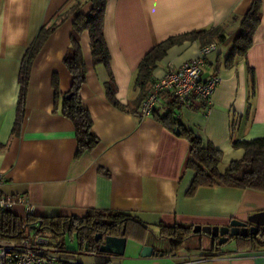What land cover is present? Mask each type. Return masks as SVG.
<instances>
[{"label": "crops", "instance_id": "0c3cea01", "mask_svg": "<svg viewBox=\"0 0 264 264\" xmlns=\"http://www.w3.org/2000/svg\"><path fill=\"white\" fill-rule=\"evenodd\" d=\"M253 0H107L105 39L111 54L116 98L130 111L119 109L107 97L109 75L91 51L88 31L79 36L87 66L81 89L84 107L93 119L99 144L81 157L73 123L56 110L53 77L59 91L69 92L73 79L64 65L71 45L70 15L47 39L29 76L22 119L17 130L22 62L40 29L62 13L79 6L88 15L89 0H0V197L17 203L11 212L29 217H85L91 210L123 213L140 220L154 233L143 240L127 238L123 256L92 252L80 246L70 253L81 264H264V248L241 249L233 241L220 248L207 236L194 235L176 255L159 238V226L226 227L233 219L247 222L264 211V193L223 186L188 192L195 172L187 168L190 144L155 117L142 118L139 107L146 92L134 87L145 55L170 37L191 31L227 27L233 36ZM203 41H185L171 47L153 73L160 79L169 63L181 66L198 57ZM229 47L209 60L205 76L218 74L222 83L210 112L204 103L181 107L182 125L223 153L219 170L244 156L234 141L264 139V0L262 19L245 59L225 67ZM220 60V61H219ZM220 64V65H218ZM255 73V96L250 98ZM158 244H162L161 247ZM145 246L154 248L141 256ZM61 247L67 250L66 244Z\"/></svg>", "mask_w": 264, "mask_h": 264}, {"label": "trees", "instance_id": "16d2710c", "mask_svg": "<svg viewBox=\"0 0 264 264\" xmlns=\"http://www.w3.org/2000/svg\"><path fill=\"white\" fill-rule=\"evenodd\" d=\"M92 9L88 15L79 13V6L73 7L66 13L59 14L54 21L42 27L36 40L29 47L22 62L20 71L21 94L18 108L15 130L19 127L24 110L28 81L33 62L44 46L50 35L72 14L76 13L73 21V35L71 45L64 57V65L70 72L73 83L65 95L59 91V79L53 77L55 90L56 110L61 103L62 115L68 118L75 127L77 140V158L86 152H91L99 144L98 137L93 132V119L90 112L84 107L81 98V89L87 80V66L85 64L83 49L79 42V36L88 31L92 55L98 64L105 67L109 82L105 83L107 97L111 104L119 109L130 111L116 98L114 77L111 69V54L105 39V15L107 0H89ZM263 0H253L249 11L241 18L233 17L231 23H239L237 32L227 36V27H216L199 31H191L182 35L170 37L150 50L142 59L134 87L143 93L155 82L154 71L159 63L165 58L168 50L182 44L185 41L201 40L205 45L217 42L229 47V53L225 59V67L231 68L240 59H245L249 49L253 45V37L261 24ZM220 61V60H219ZM220 65V64H218ZM251 76L250 98L255 96L256 80L255 73L249 69ZM150 90V89H149ZM149 92V91H148ZM181 106H175L171 113L155 115L154 117L171 132L187 140L190 144V156L187 168L195 172V178L188 192L193 195L199 188H212L223 186L238 188L241 190H253L264 193V139L234 141L233 147L243 149L244 156L240 160L231 162L229 167L221 172L219 167L223 153L211 143H206L193 131L186 129L181 118L176 113ZM179 114V113H178ZM38 226L42 234L53 236H77L81 247L87 246L92 252L99 250L100 245L95 242L97 234L104 236H116L143 240L148 238L153 231L146 227L137 218L123 213L98 212L91 210L85 217H29L22 219L15 216L11 211H0V236L4 239L21 241L33 231V226ZM194 227L175 225L167 227L159 226V238L169 242V250L162 254L176 255L184 249L186 241L193 237ZM239 248L255 250L264 248V229L257 236L236 238ZM62 243V242H61ZM218 249V248H217ZM219 250V249H218Z\"/></svg>", "mask_w": 264, "mask_h": 264}, {"label": "built area", "instance_id": "2783aa9c", "mask_svg": "<svg viewBox=\"0 0 264 264\" xmlns=\"http://www.w3.org/2000/svg\"><path fill=\"white\" fill-rule=\"evenodd\" d=\"M219 50L217 42L200 48L199 55L181 66L169 63L164 75L156 80L142 99L139 114L142 118L171 113L175 106L191 107L195 102L205 105V112L213 106V96L222 83L218 74L205 76L210 57ZM177 117L180 115L176 113ZM23 200L10 196L0 197V211H11ZM0 264H81L75 256L59 244L52 243L35 225L21 241L0 236Z\"/></svg>", "mask_w": 264, "mask_h": 264}, {"label": "water", "instance_id": "95a60500", "mask_svg": "<svg viewBox=\"0 0 264 264\" xmlns=\"http://www.w3.org/2000/svg\"><path fill=\"white\" fill-rule=\"evenodd\" d=\"M33 228H35V226H33ZM261 228L264 229V211L249 216L247 222L233 219L230 222V225L226 227L195 226L193 234L209 237L214 242L216 248L220 249L230 244L233 239L257 236ZM95 242L100 245V253L123 256L125 253L127 238L109 235L104 236L99 233L95 237ZM153 252V247L145 246L142 250L141 256L149 257Z\"/></svg>", "mask_w": 264, "mask_h": 264}, {"label": "rangeland", "instance_id": "374dc122", "mask_svg": "<svg viewBox=\"0 0 264 264\" xmlns=\"http://www.w3.org/2000/svg\"><path fill=\"white\" fill-rule=\"evenodd\" d=\"M52 243L54 244H66V252L69 253H74V252H79L80 246H79V239L77 236H74L73 238L70 237L69 235L66 236H53L50 234H44ZM62 242V243H61ZM166 243L165 245L168 246L169 242L167 240L164 241ZM159 247L162 246V244H158Z\"/></svg>", "mask_w": 264, "mask_h": 264}, {"label": "flooded vegetation", "instance_id": "af4514ba", "mask_svg": "<svg viewBox=\"0 0 264 264\" xmlns=\"http://www.w3.org/2000/svg\"><path fill=\"white\" fill-rule=\"evenodd\" d=\"M263 230V228L260 229V231Z\"/></svg>", "mask_w": 264, "mask_h": 264}]
</instances>
